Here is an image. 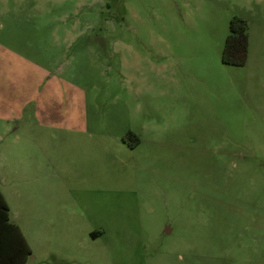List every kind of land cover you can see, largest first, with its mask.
<instances>
[{
	"label": "rangeland",
	"instance_id": "obj_1",
	"mask_svg": "<svg viewBox=\"0 0 264 264\" xmlns=\"http://www.w3.org/2000/svg\"><path fill=\"white\" fill-rule=\"evenodd\" d=\"M50 121L75 140L25 147L81 234L50 264H264V0H0V134Z\"/></svg>",
	"mask_w": 264,
	"mask_h": 264
},
{
	"label": "crops",
	"instance_id": "obj_2",
	"mask_svg": "<svg viewBox=\"0 0 264 264\" xmlns=\"http://www.w3.org/2000/svg\"><path fill=\"white\" fill-rule=\"evenodd\" d=\"M43 127L57 132L36 136L0 134V193L9 208L10 222L19 228L31 249L24 264H50L52 257L56 262L72 257L81 235L72 211L66 212L63 203L48 200L51 192L59 191V186L47 183L49 171L45 165L52 158L41 151L29 152L25 147H59L75 139L59 134L62 126L57 121L45 122ZM105 236L101 230H89L84 233V240L96 242Z\"/></svg>",
	"mask_w": 264,
	"mask_h": 264
},
{
	"label": "trees",
	"instance_id": "obj_3",
	"mask_svg": "<svg viewBox=\"0 0 264 264\" xmlns=\"http://www.w3.org/2000/svg\"><path fill=\"white\" fill-rule=\"evenodd\" d=\"M248 51V24L238 16L229 23L221 62L227 66H243ZM31 254L19 228L10 222L9 208L0 193V264H24Z\"/></svg>",
	"mask_w": 264,
	"mask_h": 264
}]
</instances>
